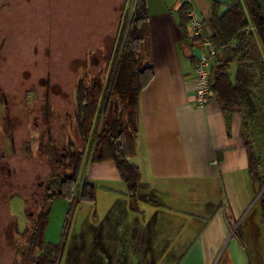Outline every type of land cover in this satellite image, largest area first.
<instances>
[{"label": "crops", "instance_id": "0c3cea01", "mask_svg": "<svg viewBox=\"0 0 264 264\" xmlns=\"http://www.w3.org/2000/svg\"><path fill=\"white\" fill-rule=\"evenodd\" d=\"M154 1L149 2L154 76L139 95L131 157L142 176L137 200L135 204L131 200L113 161L84 159L78 187L86 181L95 185L96 198L92 203L83 202L87 203L86 216L71 231L66 264H252L233 226L258 199L260 184L250 175L247 146L249 139L261 171L263 156L250 131L253 116L246 120L243 111L228 115L214 99L205 108L194 105V68L203 49L191 32L186 35L179 26L182 2ZM184 1L197 12L192 0ZM213 2L227 4L230 0ZM258 2L264 13V0ZM197 47L200 50L190 55ZM236 71L237 64H233V81ZM258 82L253 88L264 82L263 75ZM38 91L45 96L39 112L41 107L60 108L50 104L48 86ZM9 105L4 136L0 131V152L13 154L12 170L16 172L15 156L22 148L16 146V140L24 132L20 128L23 120L20 105L14 100ZM34 115L39 117L37 112ZM24 184L30 191V182ZM16 194L23 197L24 192ZM83 203L77 204L79 217L85 209Z\"/></svg>", "mask_w": 264, "mask_h": 264}, {"label": "rangeland", "instance_id": "374dc122", "mask_svg": "<svg viewBox=\"0 0 264 264\" xmlns=\"http://www.w3.org/2000/svg\"><path fill=\"white\" fill-rule=\"evenodd\" d=\"M192 1L200 18L204 19L213 1L222 0ZM134 4L135 0H0V86L3 88L0 89V131L4 136L6 125L3 122L8 117L3 103L12 100L20 105L23 120L20 128L24 131L21 139L16 140V146L22 147L14 161L16 186L11 191L5 190L4 197L0 188V201L3 198L6 201L3 206L0 202V232H7L11 223L15 225L14 244L10 245L6 236L0 235V264L39 263L47 244L59 246L62 242L64 249L59 264H66L71 231L77 224L81 226L87 203L82 204L85 209L80 211L79 217V207H72L69 200L49 199L59 190L57 181L63 171L52 169L39 151L40 143L48 142L44 112L51 114V137L56 138L58 147H68L73 142L78 151L84 150V159H89L93 135L87 144L79 138L75 91L83 79L91 83L98 78L107 84L115 49L126 36L125 19ZM198 50V47L191 49L190 55ZM145 59L140 62V68L148 61ZM77 70L78 74H74ZM44 85L49 87L50 104L60 108L38 111V105L45 100L44 93L38 90ZM254 90L257 114L250 119V131L259 155L263 156L260 172L264 177V82ZM36 112L39 117L34 115ZM100 126L102 128L103 124ZM26 181L30 182V191L28 185L23 186ZM34 191H37L35 198L42 193L43 198L32 205ZM20 192H24L23 197L16 194ZM263 194L264 187H258V199H254L233 226L236 236L240 228L237 237L244 241L252 264H264V211L260 203ZM41 216L46 217L41 220Z\"/></svg>", "mask_w": 264, "mask_h": 264}, {"label": "trees", "instance_id": "16d2710c", "mask_svg": "<svg viewBox=\"0 0 264 264\" xmlns=\"http://www.w3.org/2000/svg\"><path fill=\"white\" fill-rule=\"evenodd\" d=\"M149 2L135 0L133 11L126 17V36L115 49L107 84L104 85L98 78L91 83L83 79L76 91L79 138L87 144L93 135V151L89 160L93 163L113 161L127 184L134 204L142 177L139 167L131 161L135 153L138 99L154 76L150 54ZM193 10L188 1H183L178 9L179 26L186 35L191 32L188 14ZM203 23L205 33L220 50L210 74L212 100H216L228 115L243 111L247 120L248 116L256 114L253 87L259 83L258 76H264L263 8L258 0H230L227 4L213 2L210 15L203 19ZM194 40L199 42L197 38ZM260 51L263 54H259ZM145 58L148 61L140 68V62ZM233 64H237L234 81L230 73ZM245 124L247 126V121ZM95 128L98 130L95 131ZM46 135L48 142L40 143L41 148L46 150L44 155L50 164L63 171L57 181L59 190L54 191L49 199H67L72 207L83 202H95V185L86 181L76 191L78 175L84 162V150L78 151L73 142L68 147L60 148L57 141H53L48 133ZM247 146L250 175L263 188L260 162L249 139ZM59 149H64L63 159ZM260 203L264 211V194L260 197ZM41 217L43 220L46 216ZM238 231L240 228L236 232L239 237ZM63 249V242L59 246L47 244L43 250L44 256L36 264H59Z\"/></svg>", "mask_w": 264, "mask_h": 264}, {"label": "built area", "instance_id": "2783aa9c", "mask_svg": "<svg viewBox=\"0 0 264 264\" xmlns=\"http://www.w3.org/2000/svg\"><path fill=\"white\" fill-rule=\"evenodd\" d=\"M190 18V31L194 38L202 45V53L197 57L194 68V77L197 81V90L194 105L205 108L212 99L210 74L217 61L220 50L213 44L210 37L205 33L203 19L194 10L188 14Z\"/></svg>", "mask_w": 264, "mask_h": 264}, {"label": "flooded vegetation", "instance_id": "af4514ba", "mask_svg": "<svg viewBox=\"0 0 264 264\" xmlns=\"http://www.w3.org/2000/svg\"><path fill=\"white\" fill-rule=\"evenodd\" d=\"M0 89H3V88L0 86ZM9 103L10 102H8V101H4V103H3V106L5 108L4 110H7L8 116L10 115ZM0 107H1V104H0ZM41 108H42V110L46 111L45 107H41ZM44 114H45V119H46L45 122L47 125V133H48V135L52 136V128H51L52 127V120L50 118V113L48 114V113L44 112ZM55 139L56 138H52L53 141H56ZM10 142L12 143L11 140H10ZM10 150H14V149L12 148ZM39 151L43 155L46 152V150L42 149V148H40ZM59 151H61L60 157L63 159L65 157L64 149H59ZM12 157H13V154L12 153L10 154V151L8 153L6 152V150L2 153L0 152V188H2V196H3V194H5V190L11 191L16 186L15 185V174L17 173V171L15 173L12 170V161H11L13 159ZM51 167H52V169H56V167H54L53 164H51ZM18 185H20V184H18ZM23 186L25 187L24 183H23ZM32 195H33L32 205H33V202L38 203L39 201H41V198H43V193L40 195L38 194L39 197L35 198L34 195H37V191H34V193ZM0 202L2 203V206L6 205V201L4 200V198ZM14 226H15L14 223H11V226H9V230H7V232H3V230H1V232H0L1 233L0 235L6 236L5 238H6L7 242H9L10 245L14 244V238H13Z\"/></svg>", "mask_w": 264, "mask_h": 264}]
</instances>
